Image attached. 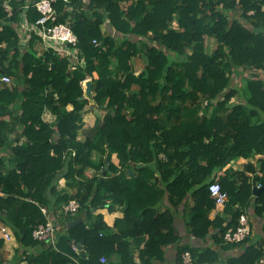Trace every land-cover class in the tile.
<instances>
[{"label": "trees", "instance_id": "1", "mask_svg": "<svg viewBox=\"0 0 264 264\" xmlns=\"http://www.w3.org/2000/svg\"><path fill=\"white\" fill-rule=\"evenodd\" d=\"M25 1L0 0V76L13 81L0 83V227L20 247L42 249L16 264H166L164 250L178 241L171 208L187 196L190 236L204 241L218 229L214 241L221 248L239 245L223 236L250 206L264 213V156L261 175L247 168L251 179L221 171L233 159L264 154V0H57V22L75 34L83 66L42 50L34 33L22 49L16 27ZM39 16L30 7L24 18L32 25ZM206 39L215 43L209 53ZM136 58L143 64L138 73ZM243 73L244 89L240 81L232 86ZM87 79L92 109L101 115L80 138ZM213 182L227 194L226 225L208 219L217 207L208 192ZM257 184L263 189L253 197ZM164 195L171 208L158 213ZM70 200L86 221L65 225L54 244L35 241L33 230L47 221L41 208L50 217ZM120 206L115 231L94 214ZM69 220L65 215L63 223ZM81 242L82 252H75L72 245ZM263 244L264 235L227 264H255ZM4 246L0 235V264ZM185 253L189 264L217 261L208 247L177 244L173 264H188Z\"/></svg>", "mask_w": 264, "mask_h": 264}, {"label": "crops", "instance_id": "2", "mask_svg": "<svg viewBox=\"0 0 264 264\" xmlns=\"http://www.w3.org/2000/svg\"><path fill=\"white\" fill-rule=\"evenodd\" d=\"M18 26H19V24H17V27ZM103 28L108 29V26L103 25ZM40 48H37L38 52H41ZM136 59H134V61ZM138 60H140V59H138ZM141 62L142 61L140 60V67L138 69L139 71L142 68L141 66H143L141 64ZM97 113L98 112L96 110L90 109L89 107H86V111L83 114V118H82V124H83L82 126H84V128H86V129H88L87 127H89L91 129L93 124H94V121H95L94 115H96ZM44 116L46 119L50 120L48 122L54 121V116H52L49 112H45L43 115V118H44ZM85 117H86V120H87L86 122L88 123V125L84 124ZM45 118H44V120H45ZM45 121H47V120H45ZM91 122H93V123L91 124ZM253 122H255V120ZM82 134H83L82 135V138H83L84 132H82ZM263 156H264V154L255 153L251 157H248V158L239 157V158L233 159L226 166H224L222 168L221 173L225 172L226 170H230L233 172H244L251 179L253 177V174L250 171H248L247 168L252 167L253 169L256 170V175H261V173L259 172V169H260V164H261L260 160L263 158ZM99 157L100 156L96 155V154L93 156L94 160H96V161L99 159ZM111 160L115 165L118 164V158L115 154L112 155ZM90 173H91V171H90ZM130 173H132V172L130 171ZM60 181L64 182V184L66 183L65 180H63L61 178L59 179V182ZM254 187L261 188V186L259 184L254 185L253 188ZM71 192H72V190H71ZM261 192H262V190L260 191V193ZM252 195H253V190H252ZM253 197H255V196L253 195ZM166 198H167V196L165 197V195H164L162 205L159 206V208H158V213H164L166 210H169V208H171V206L167 202ZM185 201L186 202L181 203V205L178 208H171L173 213H174L173 228L175 229V232L178 236L177 244L178 245H180V244L181 245H189L191 247H196L199 249H204V248L208 247L211 251L216 253L217 261L211 262V263L209 262V263H205V264H227V261L229 259H235V258L241 257L244 254V252H245L244 250L247 246H249V245L258 246L259 244L262 243L263 235H264V213L261 216L256 215L255 209L253 206H250L248 208V210L245 211V215L247 216V219H248V222H249V225L251 228V232H250V235L247 237V239L244 242H242L241 244L234 245L232 247H228L227 249L221 248L218 245V243H216L214 241V238H215L214 233L217 232L218 229H216V230L211 229L204 241L197 239V238H193L192 236L189 235L187 225H186L187 221L189 220L190 211H191L190 209L193 206V201L189 196H187L185 198ZM123 210H124V206L116 207L113 212H109L107 209L103 208V209L96 211L94 214H101L103 221L106 222L107 226L112 228L113 223L116 221V219L122 218ZM93 211L94 210H92V212ZM80 215H82V214H76L75 216H72V220L78 219ZM64 216L65 215L63 213L58 212V213H55L54 215H51L49 217V220L51 222H53V224L55 225V227L57 229L55 243L57 240V235L61 234L65 231V225L66 224L63 223ZM215 218L223 219L224 225L229 223L231 220L229 215L224 214L223 207H219V206L215 207L214 209H211L208 213V219L209 220L212 221ZM83 219H84L83 222H85L86 221L85 215H83ZM72 220H69V221H72ZM113 231H115V229H113ZM11 234H12V238L9 241H5L2 238L5 242V246H4L3 251L6 254V256H5L6 259H5L4 264H16L17 262L20 261L21 258H23L24 253H29V254L30 253H38L42 249L40 246H35L32 249L22 248L17 243L12 231H11ZM177 244L169 245L164 250L165 251V257L164 258H166V264H173L175 254H176ZM79 245H80V248L78 247V249L82 252V250H81L82 243H80ZM262 246H264V244ZM103 258L105 259V262H106V258L105 257H103ZM135 260H136V262H138V259H135ZM100 262L105 263V262H102V260H100ZM162 264H165V260Z\"/></svg>", "mask_w": 264, "mask_h": 264}, {"label": "built area", "instance_id": "3", "mask_svg": "<svg viewBox=\"0 0 264 264\" xmlns=\"http://www.w3.org/2000/svg\"><path fill=\"white\" fill-rule=\"evenodd\" d=\"M65 3L68 0H62ZM57 0H26L24 6L22 7V21L19 26L16 27V34L19 37V44L22 49L25 48L30 35L34 33L40 38V46L42 50H53L61 56H68L71 60L72 65L76 62L80 65H84L83 60L78 58L77 50L74 46L77 43V38L72 32L71 28L67 24L58 23V13L54 7ZM86 2V0H84ZM8 4V1H6ZM10 8L9 5H6ZM34 8L39 13V18L32 24H28L25 20V12L30 8ZM67 10H70L67 8ZM25 34V35H24ZM96 43L95 41H93ZM70 66L74 68L73 66ZM0 83L4 86L10 87L13 84L11 77L0 76ZM74 155V153H72ZM162 157V155H161ZM64 186V182H59ZM208 192L211 199L214 200L216 206L223 207L227 202V194L223 192L221 186L217 182H213L208 186ZM79 204L76 200H70L67 204L63 206L62 213L68 216H75L79 210ZM42 214L47 218L44 224L37 226L32 232V237L37 242H45L54 244L56 239L57 229L53 222L49 220L48 213L45 208H41ZM251 228L245 214L240 215L238 220V226L233 230H228L224 236L223 240L228 244H241L250 235ZM0 235L5 241H9L12 238L10 229L5 226L0 227ZM75 252H80L78 246L72 245ZM184 261L190 263V255L185 253ZM102 262H105L104 258H101ZM264 264V255L255 263Z\"/></svg>", "mask_w": 264, "mask_h": 264}, {"label": "rangeland", "instance_id": "4", "mask_svg": "<svg viewBox=\"0 0 264 264\" xmlns=\"http://www.w3.org/2000/svg\"><path fill=\"white\" fill-rule=\"evenodd\" d=\"M214 46H215V43H214V41L213 40H210V39H206V41H205V47H206V52L207 53H209V52H211V50L214 48ZM41 47V46H40ZM139 58H137L135 61H134V65H133V70L135 71V72H139V67H140V60H138ZM141 64H142V62H141ZM143 65V64H142ZM142 67V66H141ZM247 76H248V73H243V74H241V75H236L235 77H238V78H236V79H233L232 80V86H233V84L234 83H236V84H238L239 85V81H240V85H241V87L243 86L242 84H244V82L242 81V79H244V78H247ZM240 79V80H239ZM242 89H244V86L242 87ZM232 100H234V101H237V102H243L244 100H245V98L244 97H239V96H235V97H233V99ZM98 113L96 114V115H94V117L95 116H99V114L101 115V113H99V111H97ZM44 118H45V116H44ZM90 118V117H89ZM92 118V117H91ZM45 120H47V121H50V120H48V119H46L45 118ZM85 122H84V124L85 125H88V123L86 122L87 120H86V117H85ZM89 120V119H88ZM91 121V120H90ZM93 122H91V124H92ZM83 125V124H82ZM81 125V126H82ZM88 129H86V128H84V126H82L81 127V131H80V138H82V132H86V131H88L90 128L89 127H87Z\"/></svg>", "mask_w": 264, "mask_h": 264}, {"label": "water", "instance_id": "5", "mask_svg": "<svg viewBox=\"0 0 264 264\" xmlns=\"http://www.w3.org/2000/svg\"><path fill=\"white\" fill-rule=\"evenodd\" d=\"M82 87H83V98L86 99L89 102V108L92 109L94 104H95V102H94V99H93L92 82H91V80L90 79L85 80L83 82ZM261 190H262V188L254 187L253 188V195L255 197H257ZM83 215L84 214L80 215L79 218L76 219V220L68 221L66 223L67 227L69 229H72L73 227L81 224L84 221ZM78 247L80 248V245H78Z\"/></svg>", "mask_w": 264, "mask_h": 264}]
</instances>
